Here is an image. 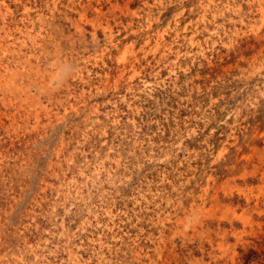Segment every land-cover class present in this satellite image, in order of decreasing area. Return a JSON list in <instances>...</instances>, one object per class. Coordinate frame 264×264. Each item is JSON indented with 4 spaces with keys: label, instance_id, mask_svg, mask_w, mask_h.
I'll list each match as a JSON object with an SVG mask.
<instances>
[{
    "label": "rangeland",
    "instance_id": "rangeland-1",
    "mask_svg": "<svg viewBox=\"0 0 264 264\" xmlns=\"http://www.w3.org/2000/svg\"><path fill=\"white\" fill-rule=\"evenodd\" d=\"M0 264H264V0H0Z\"/></svg>",
    "mask_w": 264,
    "mask_h": 264
}]
</instances>
